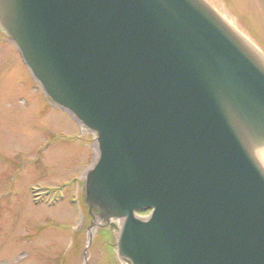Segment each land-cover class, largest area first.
<instances>
[{"label":"water","instance_id":"1","mask_svg":"<svg viewBox=\"0 0 264 264\" xmlns=\"http://www.w3.org/2000/svg\"><path fill=\"white\" fill-rule=\"evenodd\" d=\"M0 29L94 134L121 261L264 264V54L206 0H0Z\"/></svg>","mask_w":264,"mask_h":264},{"label":"rangeland","instance_id":"2","mask_svg":"<svg viewBox=\"0 0 264 264\" xmlns=\"http://www.w3.org/2000/svg\"><path fill=\"white\" fill-rule=\"evenodd\" d=\"M206 1L264 54V0ZM8 39L0 29V264H124L83 200L94 134L45 95Z\"/></svg>","mask_w":264,"mask_h":264},{"label":"trees","instance_id":"3","mask_svg":"<svg viewBox=\"0 0 264 264\" xmlns=\"http://www.w3.org/2000/svg\"><path fill=\"white\" fill-rule=\"evenodd\" d=\"M233 6H235V3L233 1L230 2ZM243 19H244V23L246 24L245 26L247 27V29L249 30V32L251 33V35H255V29H253V21L252 19L248 16V15H244L243 16ZM258 42L262 44V41L260 42L258 40Z\"/></svg>","mask_w":264,"mask_h":264},{"label":"bare ground","instance_id":"4","mask_svg":"<svg viewBox=\"0 0 264 264\" xmlns=\"http://www.w3.org/2000/svg\"><path fill=\"white\" fill-rule=\"evenodd\" d=\"M245 41H246L250 46H252L257 52L263 54V53L260 52V50L256 47V45L250 43V41H248L247 39H245ZM260 160H261V163H262V165H263V167H264V152L261 153V155H260Z\"/></svg>","mask_w":264,"mask_h":264}]
</instances>
